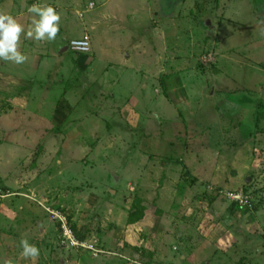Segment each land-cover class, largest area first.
Masks as SVG:
<instances>
[{
	"label": "rangeland",
	"instance_id": "1",
	"mask_svg": "<svg viewBox=\"0 0 264 264\" xmlns=\"http://www.w3.org/2000/svg\"><path fill=\"white\" fill-rule=\"evenodd\" d=\"M33 4L53 6L60 30L22 35L23 64L0 60V264H264V0L0 11L26 32ZM82 35L88 52L59 51ZM52 211L97 256L65 246Z\"/></svg>",
	"mask_w": 264,
	"mask_h": 264
},
{
	"label": "clouds",
	"instance_id": "2",
	"mask_svg": "<svg viewBox=\"0 0 264 264\" xmlns=\"http://www.w3.org/2000/svg\"><path fill=\"white\" fill-rule=\"evenodd\" d=\"M27 11L33 15L31 26H25L11 14L0 11V60L23 64L28 57L20 51L21 36L36 41H53L60 30L61 15L51 5L33 4ZM21 255L34 261L40 255L39 248L30 244L26 238L20 241ZM12 264V261H6Z\"/></svg>",
	"mask_w": 264,
	"mask_h": 264
},
{
	"label": "built area",
	"instance_id": "3",
	"mask_svg": "<svg viewBox=\"0 0 264 264\" xmlns=\"http://www.w3.org/2000/svg\"><path fill=\"white\" fill-rule=\"evenodd\" d=\"M67 47L74 51L80 53H86L90 50L89 37L87 35H82L79 38L71 39ZM223 195L232 203H235L239 207H244L251 209L252 200L249 193L245 192L243 189H229L223 192ZM53 216L58 218L59 231L61 236V241L65 246L69 248H82L87 249L89 252L97 256V249L92 245H88L83 241H80L73 233L72 229L68 225L66 216L58 211H52Z\"/></svg>",
	"mask_w": 264,
	"mask_h": 264
},
{
	"label": "trees",
	"instance_id": "4",
	"mask_svg": "<svg viewBox=\"0 0 264 264\" xmlns=\"http://www.w3.org/2000/svg\"><path fill=\"white\" fill-rule=\"evenodd\" d=\"M145 208L142 200H138L136 203L132 204L128 214L129 220L138 221L141 219L144 216Z\"/></svg>",
	"mask_w": 264,
	"mask_h": 264
},
{
	"label": "water",
	"instance_id": "5",
	"mask_svg": "<svg viewBox=\"0 0 264 264\" xmlns=\"http://www.w3.org/2000/svg\"><path fill=\"white\" fill-rule=\"evenodd\" d=\"M207 23H209V21H206ZM67 49V46L66 45H64V46H62L61 48H60V52H62V51H65Z\"/></svg>",
	"mask_w": 264,
	"mask_h": 264
},
{
	"label": "crops",
	"instance_id": "6",
	"mask_svg": "<svg viewBox=\"0 0 264 264\" xmlns=\"http://www.w3.org/2000/svg\"><path fill=\"white\" fill-rule=\"evenodd\" d=\"M26 54H27V57H28V52Z\"/></svg>",
	"mask_w": 264,
	"mask_h": 264
}]
</instances>
